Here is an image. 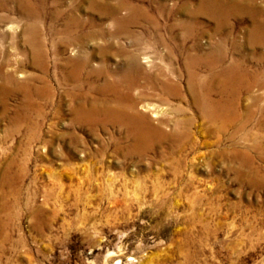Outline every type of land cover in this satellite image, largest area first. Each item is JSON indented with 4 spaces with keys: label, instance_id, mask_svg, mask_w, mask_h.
Returning <instances> with one entry per match:
<instances>
[{
    "label": "rangeland",
    "instance_id": "rangeland-1",
    "mask_svg": "<svg viewBox=\"0 0 264 264\" xmlns=\"http://www.w3.org/2000/svg\"><path fill=\"white\" fill-rule=\"evenodd\" d=\"M91 2L124 5L117 17L143 6L158 28L141 19L115 34ZM199 4L0 0V264H264V81L241 88L238 121L222 129L201 117L185 72L221 39L223 68L263 72L264 44L248 34L264 0L220 34ZM131 54L157 82L140 79L150 95L137 99L140 137L123 114L107 120V107L83 116ZM77 61L87 62L78 78ZM161 72L181 95H163Z\"/></svg>",
    "mask_w": 264,
    "mask_h": 264
},
{
    "label": "bare ground",
    "instance_id": "bare-ground-1",
    "mask_svg": "<svg viewBox=\"0 0 264 264\" xmlns=\"http://www.w3.org/2000/svg\"><path fill=\"white\" fill-rule=\"evenodd\" d=\"M251 1L252 0H243V4L234 3L233 5L229 6L227 10L223 6V0H200V4L196 8L195 13L210 17L215 22L214 33L220 34L225 28L226 20L229 16H234L239 12H243L245 14L251 13ZM121 6L123 7L124 5L119 4V6H111L108 3L103 2L101 4L93 2L90 3V7L98 10L100 15L113 19V23L115 25V34L129 30L128 28L130 26L135 25L141 19L145 22L151 23L150 25H152L153 28H158V23L149 17L147 10L143 6L137 4H129L128 6H125L127 7V14L124 17H117V11ZM184 26L187 27H185L186 30L192 28L190 25ZM29 31L33 36L36 32V27L33 25L29 26ZM170 31H172V29ZM110 34L114 35L113 32ZM97 35L103 36L102 33H91L88 34L86 38H95ZM223 42L224 41L221 39L219 42H217L218 44H216L213 49L205 55H196L194 57H190L187 62H185L187 93L198 108L203 120L211 124L219 122L222 129H224L226 126L229 127V125H231L233 122L238 121L237 118H239L238 115L240 107L239 96L241 88L248 89L252 85H258L264 81V71L261 73L247 72L243 69V65L240 62L230 63L226 66V68H223V64L225 62ZM158 43L164 45L165 41L159 36ZM248 43L253 46L262 47L264 44V19H255L253 29L249 31L248 34ZM34 56L36 58H41L43 55L41 56V53L35 51ZM127 57L128 64L126 69H124L125 71L122 72L121 76L117 79H105V76L109 71L103 67L99 68L100 71L98 73L100 75H104L105 81L103 86L98 88L97 91L101 96H103V98L93 101L89 109L87 111L85 110V113L83 114L84 117L87 116L94 120L96 115L95 111L100 106L103 108H108V111L104 113L107 117L106 119L109 121L117 120L121 117L119 114H123L128 124L133 127H135L134 125L140 122L143 124L146 123L145 118L137 114L135 108L138 105V98L141 99L150 97V95L147 94L146 91L138 92L137 89L139 88V84H142L140 79L144 80L145 84L148 86L147 89H152L153 91L156 90L155 85L157 82L154 81L153 74L143 69L139 65L137 58L134 55L131 54ZM261 58L264 57L261 56ZM86 63L87 62L85 61L78 62L75 77L78 78V76L81 74V68H83ZM41 66L43 65L41 64ZM200 70H204V72ZM160 75L164 77L166 74L161 72ZM166 79L164 77V80L160 82V84H162V88L160 90L162 93H164L163 95H181V88L178 83L170 82L171 80L168 81ZM82 96L84 97L85 95ZM108 96L109 98H107ZM145 107L150 110L148 108L149 106ZM262 111L264 112V109H262ZM155 114H159V110L156 111ZM144 132L145 131L141 132L138 128H136L134 135L135 137H140L141 135H144Z\"/></svg>",
    "mask_w": 264,
    "mask_h": 264
}]
</instances>
